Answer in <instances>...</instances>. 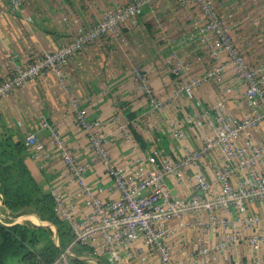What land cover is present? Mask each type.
Listing matches in <instances>:
<instances>
[{
	"label": "crops",
	"instance_id": "crops-1",
	"mask_svg": "<svg viewBox=\"0 0 264 264\" xmlns=\"http://www.w3.org/2000/svg\"><path fill=\"white\" fill-rule=\"evenodd\" d=\"M6 1L0 0V9L5 7ZM128 1L28 0L23 12L4 14L0 18V80L9 76V60L17 65L32 63L44 53L69 43L79 29L93 27L108 12ZM214 4L227 18L231 35L247 62L252 67L264 62V0H214ZM202 19L201 12L190 4L181 5L175 0L154 1L136 20L125 24L119 33L102 38L77 54L66 67L64 80L48 71L10 97L0 100V121L8 130V138L13 144L24 146L18 158L45 189L60 186L75 218L83 219L91 210L49 132L43 128L44 121L56 127L73 156L90 165L87 181L102 189L100 196L103 200L118 198V192L113 188L106 167L90 150L87 134L75 124L73 101L87 108L91 119L101 121V134L111 159L127 173L134 171L138 161L151 157L155 150L173 159L181 158L184 154L182 144L174 137L178 129L194 136L195 146L199 145L200 131L189 124V117L197 111V102L208 107L221 100L232 116L244 118L248 114L245 85L236 79L228 57L221 54L219 60L212 61L213 58L206 53L201 61L197 57L194 59L193 53L199 51L196 45L179 43ZM175 60L184 63L188 68L186 73H173ZM224 64L226 72L221 82L212 80L204 84L195 91L191 101L173 97L183 81L203 77L206 72ZM137 68L146 73L157 97L166 103L164 111L151 112L146 97L133 78V71ZM132 130L144 139L145 148L137 143ZM124 132L130 133L132 138L127 139ZM33 133L45 146L44 153L37 159L31 157L29 149L24 153L27 136ZM259 137L264 139V129ZM203 168L208 178L214 180L210 164H204ZM193 173L194 170H188L179 182L170 180L176 194L192 193ZM1 207L3 202L0 200ZM251 211L262 219L260 228L263 229L264 202L253 204ZM192 221L190 216L185 218L186 224ZM65 225L71 230L69 223ZM171 226L176 228V234L168 243L179 264H193V255L198 251L204 247L213 248L227 237L226 231L221 229L203 232L196 227H181L177 221ZM248 236L249 232L241 233V237ZM55 243L59 245L57 238ZM140 245L138 243L135 247ZM74 257L77 264H109L105 258L94 257L83 246L76 248ZM145 257L146 261L137 257L124 264H160L159 257L153 252L146 253V249ZM253 260L252 249L243 243L220 252L215 259H209L208 264H254Z\"/></svg>",
	"mask_w": 264,
	"mask_h": 264
},
{
	"label": "built area",
	"instance_id": "built-area-1",
	"mask_svg": "<svg viewBox=\"0 0 264 264\" xmlns=\"http://www.w3.org/2000/svg\"><path fill=\"white\" fill-rule=\"evenodd\" d=\"M26 1L7 0L5 7L0 9V18L6 13L23 12ZM154 1L157 0H129L108 12L93 27L79 29L69 43L44 53L31 64L17 65L9 60V76L0 80V100L10 97L48 71L64 80L65 69L77 54L102 38L119 33L125 24L136 20ZM175 1L181 5L192 3L201 12L205 20L200 30L202 42L209 48L211 46L213 58L219 59L221 54L228 57L236 79L245 85L248 114L244 118L232 116L221 100L208 107L196 103L197 111L189 117V124L200 131L199 145L195 146L194 136L178 129L174 137L182 144L184 154L181 158L173 159L155 150L148 160L138 161L136 169L127 173L113 163L101 134V121L91 119L88 109L73 101L75 124L87 134L90 150L100 158L113 180L114 190L118 192V198L113 200L101 198L102 189L87 181L90 165L73 156L56 127L44 121L43 128L49 132L91 210L89 216L75 218L60 186L51 187L55 213L60 220L70 224L73 240L50 264H74L73 249L77 245L86 247L94 257L105 258L109 264H124L137 257L146 261L145 249L146 253H155L160 264H179L168 243L176 234V228L171 226L173 221L181 227H196L203 232L221 229L227 233L225 241L213 248L204 247L193 255V264H208V260L215 259L220 252L243 243L252 249L254 264H264L262 219L251 211L253 204L264 202V139L259 137L264 129V62L253 67L247 62L231 35L229 22L221 18L214 0ZM185 41L179 43L187 45ZM225 65L208 71L203 77L183 81L173 97L193 100L195 91L204 84L212 80L222 81ZM172 66L176 75L188 70L181 61L175 60ZM133 78L146 97L151 112L164 111L166 103L157 97L146 73L137 68L133 71ZM124 134L127 139L132 138L130 133ZM25 144L33 150L35 157L45 151L44 143L35 133L27 137ZM204 164H210L214 180L208 178ZM188 170H194L191 176L193 191L180 196L175 193L170 180H183ZM187 216L193 219L192 223H185ZM244 232H249V236L241 237ZM138 243L141 245L135 247Z\"/></svg>",
	"mask_w": 264,
	"mask_h": 264
},
{
	"label": "trees",
	"instance_id": "trees-1",
	"mask_svg": "<svg viewBox=\"0 0 264 264\" xmlns=\"http://www.w3.org/2000/svg\"><path fill=\"white\" fill-rule=\"evenodd\" d=\"M132 132L137 143H139L142 148H145L144 139L135 130H132ZM7 141L12 143L10 139ZM22 147L24 146L21 144L12 143V148H15L18 154L11 155V152H9V154H7L9 159L6 162L0 161V194L3 198V204L9 209H23L30 206V204L37 207L41 204L42 206L47 204V210L53 213L60 223L64 225L65 222L60 220L55 213V203L51 193L49 192L46 195L43 194L44 190L40 187L41 185L38 183L35 184L37 181H34L33 177H31V173L27 170L22 159L18 158L21 156L19 153L23 150ZM15 172L19 175H17V178L13 176ZM35 230H37V228L33 226L27 227L19 224L4 226L0 224V264H7V260L12 256H20L21 253L19 252L25 248L26 241L35 244V242H33V238H35L36 235ZM72 240L73 236L70 230L67 240L69 243L66 247L70 245ZM67 241H65V243L63 242V245H65ZM43 247L44 248L38 250L39 252L28 251L24 254L22 253L21 259L19 260L20 263L25 264L26 261H28L27 263L30 264H50L63 250L61 244L60 247H57L53 243L49 247L46 245ZM66 247L64 249H66ZM77 247L81 246H75L73 252ZM35 253H37V255ZM73 262L74 264L78 263L77 261Z\"/></svg>",
	"mask_w": 264,
	"mask_h": 264
},
{
	"label": "rangeland",
	"instance_id": "rangeland-1",
	"mask_svg": "<svg viewBox=\"0 0 264 264\" xmlns=\"http://www.w3.org/2000/svg\"><path fill=\"white\" fill-rule=\"evenodd\" d=\"M6 2H5V4H6ZM26 2H28V0ZM26 2H25V4H26ZM25 4H24V6H25ZM189 4L194 6L192 3H189ZM216 9H217L219 15L221 16V18L227 22V18H225V16H223L219 12L218 8H216ZM10 13L15 14L16 12H10ZM204 23H205L204 20L199 22V24L197 21V24L194 25L191 32L189 34L185 35V37H183L181 39L182 41H183V39L186 40L185 42L189 46H192V45L195 46L196 45V48H198L199 51L195 50L196 52L193 53L194 59L197 57V59H199L201 61L204 59L206 53H209L210 56L212 57V53L210 51L211 46L209 48L208 46L204 45L202 42V35H201L200 30L203 28ZM230 30H231V27H230ZM187 39L189 40V42ZM205 49L208 52H206ZM203 51H205V52H203ZM206 56H207V54H206ZM216 60H219V59L215 58V57L212 59V61H216ZM29 64H31V63H29ZM26 65H28V64H26ZM138 69H140V68H138ZM197 103L202 104V102H197ZM29 135H31V134H29ZM8 137H9L8 130L3 125V123L0 121V161L1 162L2 161L6 162L9 159V156L7 155V154H9V152H11V155L18 154L17 150H15V148H12V143H9L7 141L9 139ZM28 149H29V153H30L31 157L37 159V156L35 157L33 150L30 149L29 147L25 148L24 153L26 154V151ZM22 153H23V150L20 151L19 154L21 155ZM39 157H41V156H38V158ZM17 175L18 174L16 172L13 173V176L16 178H17ZM31 177H33L32 174H31ZM33 179H34V181H36V179L34 177H33ZM37 183H38V181L35 184H37ZM38 184H40V183H38ZM40 185H41L40 187L44 190L43 194L46 195L50 192L51 187L45 189L46 187H44V185H42V184H40ZM0 200L3 202V198L1 196V194H0ZM51 205H52V203H51ZM23 217H25L26 219L24 221H19V219L23 218ZM31 219L36 220V222H38V223H36L34 220H31ZM43 223H46V224L44 225ZM0 224L4 225V226H12V225L19 224L21 226H27V227L33 226L34 228H37V230H35V234H36L35 238H33V242H35V244L34 243L31 244V243H28L26 241L25 242V248L21 252H19V253H21L20 256L10 257L7 260V264H21L19 260L21 259L22 253L24 254L28 251L39 252L38 250H40L41 248H44L43 246L46 245L49 247L52 243L54 245H56L57 247H60L59 245L61 244L63 246L62 251H64L65 250L64 248L69 243L67 241L68 240V232L70 231L69 228L65 224L62 225L60 223V221L54 216V214L50 213L47 210V204H44L43 206L41 204L39 207L30 204V206H28L27 208H23V209L22 208L9 209L3 204V207L0 208ZM55 238L58 239L59 245H57L55 243ZM63 239L65 241H67V243L65 245H63L65 243V241ZM35 254L37 255V253H35ZM27 262L28 261H26L25 264H30Z\"/></svg>",
	"mask_w": 264,
	"mask_h": 264
}]
</instances>
